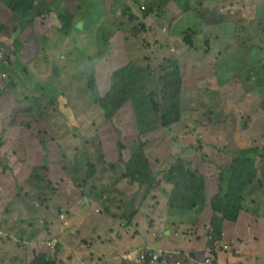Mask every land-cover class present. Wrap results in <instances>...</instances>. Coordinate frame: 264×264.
<instances>
[{
	"label": "rangeland",
	"instance_id": "rangeland-1",
	"mask_svg": "<svg viewBox=\"0 0 264 264\" xmlns=\"http://www.w3.org/2000/svg\"><path fill=\"white\" fill-rule=\"evenodd\" d=\"M27 4L26 20L0 0V161L15 179L0 197V264H264V232L251 241L234 231L229 241L220 213L201 197L192 210L169 207L187 174L209 179L214 192L231 177L262 217L256 227L244 218L247 228L264 231L256 186L264 145L255 144L264 140V112L261 97L244 92L264 88V0ZM166 58L182 73L175 102ZM129 62L145 70L155 124L143 134L131 101L106 119L88 87L94 73L105 95ZM165 116L171 123L162 126ZM127 162L141 167L139 182L125 176ZM144 248L171 253L151 263L121 258Z\"/></svg>",
	"mask_w": 264,
	"mask_h": 264
},
{
	"label": "trees",
	"instance_id": "trees-1",
	"mask_svg": "<svg viewBox=\"0 0 264 264\" xmlns=\"http://www.w3.org/2000/svg\"><path fill=\"white\" fill-rule=\"evenodd\" d=\"M3 7L5 10L10 12L18 13L23 19L31 16L30 6L27 4V0H2ZM70 13H67L65 20H68ZM132 20L137 19L135 15H131ZM81 23V22H79ZM78 23V24H79ZM70 33V27L63 26L60 28ZM16 49L20 47L19 40L14 41ZM98 56V55H95ZM94 58V57H93ZM169 63V69L167 74V84L169 94L175 102L179 94L182 91V73L177 59L166 58ZM145 70L137 67L133 63H127L126 65L116 69L111 77V88L103 96H100V91L94 78V73H90L88 87L91 90V97L97 101L105 111L106 119H112L113 115L121 109L127 102L131 101L137 117V124L140 133L143 134L154 128L155 122L153 120H147L149 116L151 104L150 100L144 94V86L142 85V73ZM135 90L134 93L131 90ZM0 90V95H1ZM255 91L262 96L260 101V110L264 112V88L261 85L257 87L252 86L250 89L244 90V92ZM177 104H175L176 106ZM178 115L175 120H178ZM171 123V120L165 116L162 121V126H167ZM256 130V129H255ZM141 151V150H140ZM140 153H143L142 151ZM128 169L125 173L126 177H129L134 181L139 182L140 168H136L131 162H127ZM148 168V164L144 166V170ZM193 171H195L193 169ZM95 173V167L92 165L91 174ZM90 175V174H89ZM223 177V176H222ZM225 182L222 184L221 182ZM221 182L218 184L217 190L213 191V186L210 187L209 179H204L203 176H195L193 174H187L186 181L184 182L185 190L180 191L175 197L169 200V207L177 210L187 211L195 209L199 206V198L201 197L204 205L208 202L212 210L220 213L222 223L224 226L231 224L236 221L241 211H248L251 214H255V210L248 209L247 199L250 195L249 192L245 191L241 186L234 184L233 179L226 178V181L221 178ZM256 186L260 190H264V185L260 180L256 181ZM249 205L255 203L252 197L248 199ZM261 216L260 214H255ZM222 224L216 226V231L220 234Z\"/></svg>",
	"mask_w": 264,
	"mask_h": 264
},
{
	"label": "crops",
	"instance_id": "crops-1",
	"mask_svg": "<svg viewBox=\"0 0 264 264\" xmlns=\"http://www.w3.org/2000/svg\"><path fill=\"white\" fill-rule=\"evenodd\" d=\"M2 6H0V23L5 19V13H2V9H1ZM4 8V7H2ZM5 9V8H4ZM6 12V11H5ZM260 97H261V101H262V96L257 93ZM4 99H6L7 101H9L8 97H5ZM255 144H259V145H264V140H256ZM245 145H252L251 142L249 141L248 143H245ZM5 164V162H4ZM6 168H8V166L5 164ZM11 172V171H10ZM259 179L261 180L262 184L264 185V180L262 177H260L259 175ZM14 177L12 176V173H11V179L9 181V183L11 184V186L13 185V182H14ZM209 185L210 187H212L213 185H211V182L209 180ZM249 217L247 215H245L243 213V211L240 212V214L238 215V218L236 219V221L234 222V224H228L224 227L223 229V232H224V235L229 239V241H231V233H234V231H241V232H244L246 233L247 235H245V238H248L250 239L251 241H257L254 239V237L258 234L260 235H263L262 233L264 232L262 229H260V232H254V228L253 230H251L250 228H247V224H245V220L244 218L246 219L247 223H252V225H254V227L256 226H261L262 225V217H259V216H256V215H253L251 213L248 214ZM255 219H258V220H255ZM244 223V224H243ZM256 225V226H255ZM242 234L239 233V236H241ZM232 237L233 234H232ZM259 238H262L263 237H259ZM156 246H159V245H164V246H171V243L169 242H166V241H160L156 244H154ZM117 246V245H116ZM199 249V248H198Z\"/></svg>",
	"mask_w": 264,
	"mask_h": 264
},
{
	"label": "built area",
	"instance_id": "built-area-1",
	"mask_svg": "<svg viewBox=\"0 0 264 264\" xmlns=\"http://www.w3.org/2000/svg\"><path fill=\"white\" fill-rule=\"evenodd\" d=\"M5 169L4 167L2 166V164H0V197L2 196V191L7 187L8 184L5 183ZM1 201V199H0ZM163 251H153V252H150L148 250H145V251H141V252H136V253H133V252H128V253H124L122 255V258L123 259H128V258H146L147 256H149L150 258V263L153 262V261H158L162 258L163 256ZM163 264H169L168 260L165 259ZM176 264H182V260H177L176 261Z\"/></svg>",
	"mask_w": 264,
	"mask_h": 264
},
{
	"label": "clouds",
	"instance_id": "clouds-1",
	"mask_svg": "<svg viewBox=\"0 0 264 264\" xmlns=\"http://www.w3.org/2000/svg\"><path fill=\"white\" fill-rule=\"evenodd\" d=\"M0 90H2V87L0 88ZM0 97H1V95H0ZM2 143H0V145H1ZM0 164H2L1 163V161H0ZM3 166V165H2ZM5 166V165H4ZM3 166V167H4ZM6 167V166H5ZM5 172H6V174L8 173V171L5 169ZM9 180H8V178L6 177V175H5V183L6 184H8L7 185V187H10L11 186V184L8 182ZM145 250H148V251H150V252H153V250H151L150 248H144V249H138V250H136L135 252H133V251H129V252H133V253H136V252H141V251H145ZM157 251V250H156ZM159 251V250H158ZM160 251H163V254L166 252V255L168 256L170 253H171V251H168V250H160ZM124 253H128V252H124ZM123 253V254H124ZM122 254V255H123ZM122 255H121V258H122Z\"/></svg>",
	"mask_w": 264,
	"mask_h": 264
},
{
	"label": "water",
	"instance_id": "water-1",
	"mask_svg": "<svg viewBox=\"0 0 264 264\" xmlns=\"http://www.w3.org/2000/svg\"><path fill=\"white\" fill-rule=\"evenodd\" d=\"M52 72L55 76H59L60 73H61V68L58 67L57 65H54L53 68H52Z\"/></svg>",
	"mask_w": 264,
	"mask_h": 264
}]
</instances>
